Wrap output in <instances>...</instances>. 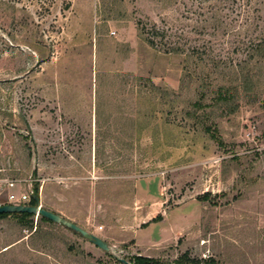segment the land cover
<instances>
[{
  "label": "rangeland",
  "instance_id": "1",
  "mask_svg": "<svg viewBox=\"0 0 264 264\" xmlns=\"http://www.w3.org/2000/svg\"><path fill=\"white\" fill-rule=\"evenodd\" d=\"M37 185L109 251L8 216L0 264H264V0H0V206Z\"/></svg>",
  "mask_w": 264,
  "mask_h": 264
},
{
  "label": "water",
  "instance_id": "2",
  "mask_svg": "<svg viewBox=\"0 0 264 264\" xmlns=\"http://www.w3.org/2000/svg\"><path fill=\"white\" fill-rule=\"evenodd\" d=\"M36 204L34 206L27 205V204H22V205H12V204H7V205H2L0 206V215L2 214H22V213H27L34 215L36 217L42 216L56 224H60L65 226L68 229H71L77 233H79L81 236L89 239L95 246L98 248L102 249L105 252L109 251V246L108 244L103 241L101 238L89 234L87 231H85L83 228L79 227L78 225L70 222L69 220L61 217L60 215L51 212L49 210H46L42 208L40 198L39 197H34ZM123 264H129L125 260H121Z\"/></svg>",
  "mask_w": 264,
  "mask_h": 264
},
{
  "label": "trees",
  "instance_id": "3",
  "mask_svg": "<svg viewBox=\"0 0 264 264\" xmlns=\"http://www.w3.org/2000/svg\"><path fill=\"white\" fill-rule=\"evenodd\" d=\"M149 43L152 44L153 42L149 39ZM34 197H39V186L37 185L35 188H34V195H32L30 201L27 203V205H31V206H34L36 204L35 202V199ZM8 216H15V217H18L20 219L21 222H24L25 226L28 228V229H34L37 230L38 229V222L39 221H49V222H52L42 216H39V217H36L34 215H31V214H27V213H22V214H18V213H14V214H2L0 215V219H4ZM35 217L36 219L38 218L37 220V225H35ZM162 218V216H157L156 218L152 219L150 222H157L159 221L160 219ZM149 225V222L145 223L143 225V227H147ZM181 259L183 260H186V261H189L187 259V255L185 256H182ZM143 262V263H141ZM210 264H213V260H209L208 261ZM194 263L196 264H199L198 261H195ZM137 264H156L152 259H146V258H140L137 260Z\"/></svg>",
  "mask_w": 264,
  "mask_h": 264
},
{
  "label": "built area",
  "instance_id": "4",
  "mask_svg": "<svg viewBox=\"0 0 264 264\" xmlns=\"http://www.w3.org/2000/svg\"><path fill=\"white\" fill-rule=\"evenodd\" d=\"M9 200L12 201V202L17 201L16 195H10L9 196ZM20 201L23 204H27L30 201V196L29 195H23V196H21V200ZM129 264H131V263H129Z\"/></svg>",
  "mask_w": 264,
  "mask_h": 264
},
{
  "label": "crops",
  "instance_id": "5",
  "mask_svg": "<svg viewBox=\"0 0 264 264\" xmlns=\"http://www.w3.org/2000/svg\"><path fill=\"white\" fill-rule=\"evenodd\" d=\"M10 195H16V194H15V193H12V194H10ZM10 195H9V196H10ZM21 196H23V195H21ZM21 196H17V195H16V197H17V201H18L17 203H14L15 201L12 202V201L9 200L8 204H12V205H22L23 203L20 201V200H21ZM31 197H32V196H30V199H31ZM8 199H9V197H8ZM4 205H7V204H4ZM1 206H2V205H1ZM37 220H38V218L36 219V221H37ZM47 222H49V221H47ZM52 223H54V222H52ZM70 230H71V229H70ZM71 231H73V230H71ZM73 232H75V231H73ZM75 233H77V232H75ZM82 237H83V236H82ZM84 238H85V237H84Z\"/></svg>",
  "mask_w": 264,
  "mask_h": 264
}]
</instances>
